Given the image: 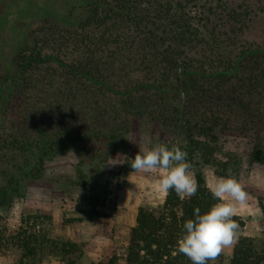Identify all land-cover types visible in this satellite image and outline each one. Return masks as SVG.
I'll use <instances>...</instances> for the list:
<instances>
[{
    "label": "rangeland",
    "instance_id": "374dc122",
    "mask_svg": "<svg viewBox=\"0 0 264 264\" xmlns=\"http://www.w3.org/2000/svg\"><path fill=\"white\" fill-rule=\"evenodd\" d=\"M158 143L210 189L237 179L264 247V0H0V264H126L139 208L166 199L131 168Z\"/></svg>",
    "mask_w": 264,
    "mask_h": 264
},
{
    "label": "clouds",
    "instance_id": "9594fccd",
    "mask_svg": "<svg viewBox=\"0 0 264 264\" xmlns=\"http://www.w3.org/2000/svg\"><path fill=\"white\" fill-rule=\"evenodd\" d=\"M187 156L179 144L169 147L158 143L140 150L131 160V168L142 172L159 170L162 193L174 190L181 197L191 198L196 195L199 185ZM210 191L218 202L203 213L200 208H195L193 217L184 221L176 241L177 252L187 256L192 264H209L225 247L233 244L240 227L233 217L237 205L243 206L248 198L243 185L232 176L218 177Z\"/></svg>",
    "mask_w": 264,
    "mask_h": 264
},
{
    "label": "trees",
    "instance_id": "16d2710c",
    "mask_svg": "<svg viewBox=\"0 0 264 264\" xmlns=\"http://www.w3.org/2000/svg\"><path fill=\"white\" fill-rule=\"evenodd\" d=\"M50 144V146H54L58 143L52 140ZM254 158L257 161H263V150H256ZM43 164L44 161H41L40 168L37 167L30 171L32 179L39 178L37 172ZM196 180L199 185L198 191L191 198L181 197L174 190H169L164 203L158 208L147 206L139 208L136 224L131 229L129 236L125 255L126 264H192L187 256L178 253L176 250V241L182 232V225L185 220L193 217L195 208H200L201 213H203L218 202L213 198L202 173L196 174ZM14 181L18 180L12 176L8 183ZM3 188L0 189V205H5L9 198L8 190ZM262 208L264 212V207ZM44 217L49 218L46 214H43ZM233 219L239 223L240 236L233 246L229 264H264V247H260L256 238L241 234L245 223L237 216H234ZM60 250L64 255L81 251L80 246L72 242L62 243ZM223 258L222 251L209 264L221 261ZM120 260V255L116 251H112L108 259L92 264H119Z\"/></svg>",
    "mask_w": 264,
    "mask_h": 264
}]
</instances>
